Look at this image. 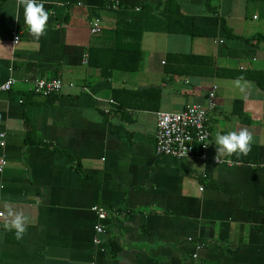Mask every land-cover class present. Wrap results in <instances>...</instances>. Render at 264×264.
Instances as JSON below:
<instances>
[{"label":"crops","instance_id":"crops-1","mask_svg":"<svg viewBox=\"0 0 264 264\" xmlns=\"http://www.w3.org/2000/svg\"><path fill=\"white\" fill-rule=\"evenodd\" d=\"M117 1L38 0L49 20L37 41L17 0H0V83L13 79L0 90V211L10 206L29 218L18 240L1 216L0 264H264V86L178 76L181 65L170 57L262 68L263 43L247 39L264 31V22L248 23L264 12V0ZM146 10L177 24L190 19L208 36L121 29ZM93 17L97 33L89 32ZM119 38L138 40L136 71L95 66L108 56L88 60L89 49ZM53 77L59 91H32L36 79ZM211 85L206 160L197 146L182 158L155 152L154 112L203 105ZM241 128L253 133L248 155L214 162L216 135ZM92 206L102 208V219Z\"/></svg>","mask_w":264,"mask_h":264},{"label":"trees","instance_id":"trees-1","mask_svg":"<svg viewBox=\"0 0 264 264\" xmlns=\"http://www.w3.org/2000/svg\"><path fill=\"white\" fill-rule=\"evenodd\" d=\"M145 9V6H143ZM142 11V10H141ZM137 12L139 15L141 12ZM159 13H154L149 10L144 11V15L140 16H129L128 25L125 27H121V29L133 31L135 27H139L140 29H155V30H163L169 32H179L186 34L188 36H208L205 35L207 33L200 32V28L192 23V21L188 20V25L184 23H176L175 17L174 19L166 20L159 18ZM177 15V13H175ZM128 18V16H127ZM147 19V21H146ZM136 23L137 25L133 24ZM121 24L117 23L116 30L120 28ZM225 30V35L228 37H232L235 35L230 33V31ZM132 33V32H131ZM247 41L253 43L261 42L264 46V31L260 33H255L251 35ZM101 54V55H100ZM88 60H91V57L96 60H105V56H108L110 62L104 63L103 61L95 62V66H99L106 69L113 70H121L127 72L136 71L141 65V53L138 47L137 39H123L119 38V42L112 43L105 47L92 48L88 50ZM93 55V56H92ZM101 56V57H100ZM173 62L176 61L177 65H181L178 70H175V74L182 75H210V76H220L224 78H235V79H243L249 80L253 82L257 87L261 88L264 86V56H263V67L262 68H238V67H215L213 61L209 57L197 56L194 54H171ZM184 59L183 62L186 64H179L178 62ZM189 59L193 61L192 65L189 63ZM188 62H187V61ZM199 61V63H195L194 61ZM177 67V66H176ZM149 91V90H148ZM48 96V95H46ZM195 146L198 147L196 144ZM199 148V147H198Z\"/></svg>","mask_w":264,"mask_h":264},{"label":"built area","instance_id":"built-area-1","mask_svg":"<svg viewBox=\"0 0 264 264\" xmlns=\"http://www.w3.org/2000/svg\"><path fill=\"white\" fill-rule=\"evenodd\" d=\"M117 0H113L112 6L116 7ZM253 18H255L253 16ZM89 32L97 33L100 30V20L93 17L88 23ZM18 36L12 35L11 43L17 42ZM239 68H242L241 66ZM13 83L12 78H7L0 83V90L7 91ZM62 82L59 78L36 79L33 82L32 91L38 95L46 96L50 93L59 91ZM216 86L211 85L206 93L205 104L188 103L183 106L180 111L157 110L155 116V131L153 135V148L157 153H163L182 158L192 155L193 147L197 144L200 150L198 157L206 160V147L209 132L205 123V113L214 107V90ZM107 111V109H105ZM2 136V133L0 134ZM3 142H0L2 145ZM214 162L216 159H213ZM4 164V160L0 159V167ZM96 217L102 219L104 213L102 208L92 206ZM1 213V211H0ZM1 219V216H0ZM101 226H94L96 233L101 232ZM94 244H98L99 240L96 235L92 238Z\"/></svg>","mask_w":264,"mask_h":264},{"label":"clouds","instance_id":"clouds-1","mask_svg":"<svg viewBox=\"0 0 264 264\" xmlns=\"http://www.w3.org/2000/svg\"><path fill=\"white\" fill-rule=\"evenodd\" d=\"M17 6L23 7L24 25L29 35L39 41L47 30L49 13L44 4L38 0H17ZM253 133L247 128H241L237 131H230L226 134H217L214 144L216 146V161L222 157H231L233 155H248L253 144ZM207 147L208 145H204ZM4 216L5 227L13 230L16 239H22L29 223L28 216L13 207H6Z\"/></svg>","mask_w":264,"mask_h":264},{"label":"rangeland","instance_id":"rangeland-1","mask_svg":"<svg viewBox=\"0 0 264 264\" xmlns=\"http://www.w3.org/2000/svg\"><path fill=\"white\" fill-rule=\"evenodd\" d=\"M259 14V18L258 20H248V23L251 25H256V27H259L260 25H262V23L264 22V12H258ZM247 33V31H246ZM222 64H227V65H234V61L233 60H226L225 62H222ZM260 64V63H259ZM257 65V64H256Z\"/></svg>","mask_w":264,"mask_h":264}]
</instances>
